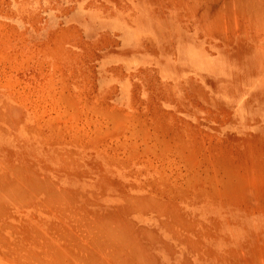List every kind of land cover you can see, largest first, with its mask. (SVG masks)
Masks as SVG:
<instances>
[{
  "label": "rangeland",
  "instance_id": "obj_1",
  "mask_svg": "<svg viewBox=\"0 0 264 264\" xmlns=\"http://www.w3.org/2000/svg\"><path fill=\"white\" fill-rule=\"evenodd\" d=\"M176 2L0 0V264H264V1Z\"/></svg>",
  "mask_w": 264,
  "mask_h": 264
},
{
  "label": "bare ground",
  "instance_id": "obj_2",
  "mask_svg": "<svg viewBox=\"0 0 264 264\" xmlns=\"http://www.w3.org/2000/svg\"><path fill=\"white\" fill-rule=\"evenodd\" d=\"M169 1H170V0H169ZM259 1H261V0H259ZM263 1H264V0H263ZM175 2H176V0H175ZM246 2H247V1H246ZM176 3H177V2H176ZM185 5H186V4H185ZM259 9H260V8H259ZM261 9H262V8H261ZM193 10H194V9H193ZM243 11H244V10H243ZM244 14H245V13H244ZM258 16H259V15H258ZM214 17H215V16H214ZM217 17H218V16H217ZM218 19H219V17H218ZM221 19H222V18H221ZM234 19H235V18H234ZM243 19H244V18H243ZM210 21H212V20H210ZM216 21H217V20H216ZM216 21H215V22H216ZM213 22H214V21H213ZM215 22H214V25L216 24ZM217 22H218V21H217ZM218 24H219V23H218ZM218 24H216V25H218ZM220 24H221V23H220ZM216 25H215V26H216ZM211 26H213V25H211ZM210 34H211V33H210ZM229 34H230V33H229ZM255 36H256V35H255ZM258 37H259V36H258ZM257 39H258V38H257ZM133 99H134V98H133ZM11 109H13V108H11ZM13 110H15V109H13ZM11 113H13V112H11ZM11 113H10V114H11ZM15 114H16V116H14ZM15 114H12V116H13V117H18V116H17L18 113H15ZM154 114H155V113H154ZM144 120H145V119H144ZM0 126H1V125H0ZM166 127H167V126H166ZM164 129H165V128H164ZM135 133H136V132H135ZM181 136H182V135H181ZM155 139H156V138H155ZM180 140H181V139H180ZM187 140H188V139H187ZM150 144H151V143H150ZM158 147H159V146H158ZM153 151H154V150H153ZM58 152H59V151H58ZM132 152H133V151H132ZM132 152H131V153H132ZM133 154H134V153H133ZM175 154H176V153H175ZM125 163H126V162H125ZM5 172H6V171H5ZM19 176H21V175L19 174ZM31 176H32V175H31ZM34 177H35V176H34ZM18 178H19V177H18ZM20 178H21V177H20ZM235 178H237V177H235ZM23 180H24V179H23ZM24 181H25V180H24ZM39 181H40V180H39ZM34 182H36V181H34ZM42 182H43V181H42ZM163 182H164V181H163ZM25 183H26V182H25ZM34 184H35V183H34ZM39 184H44V183H39ZM40 186L43 187V186H45V185H39V187H40ZM16 187H17V186H15L14 188L18 191L19 188H16ZM32 187L36 188V187H38V186L35 187V186L33 185ZM164 187H165V186H164ZM21 189H23V188L21 187ZM39 189H43V188H39ZM11 190H12V189H11ZM44 190H45V189H44ZM3 191H4V190H3ZM20 191H22V190H20ZM20 191H18V192H20ZM22 192H23V191H22ZM60 192H61V191H60ZM51 193H52V192H51ZM61 193H62V192H61ZM3 194H4V193H3ZM63 195H65V193H64ZM124 195H125V194H124ZM129 195H130V193H129ZM139 195H140V194H139ZM128 197H129V196H128ZM4 198H5V197H4ZM6 198H7V197H6ZM8 198H11V197H8ZM158 198H159V197H158ZM127 199H128V198H126L125 202L127 201ZM130 199H131V198H130ZM144 199H145V198H144ZM146 200H147V199H146ZM8 201H10V200L8 199ZM67 201H68V200H67ZM127 202H128V201H127ZM134 203H135V202H134ZM170 205H171V204H170ZM122 206H123V205H122ZM138 206H139V205H138ZM147 206H148V205H147ZM140 209H141V208H140ZM143 210H144V209H143ZM174 215H175V214H174ZM165 218H166V217H165ZM119 219H120V218H119ZM108 222H109V221H108ZM115 222H116V221H115ZM122 222H125V221H122ZM91 223H92V222H91ZM109 223H110V222H109ZM115 226H116V225H114V228H116ZM120 227H121V226H120ZM100 228H101V227H100ZM127 228H128V227H127ZM103 229H104V228H103ZM109 229H110V228H108V225H107V226H106V229H104V230H107V231H108ZM117 229H118V227H117ZM117 229H116V230H117ZM128 229H129V228H128ZM116 230H115L114 233H117ZM118 230H119V229H118ZM131 230H132V229H131ZM101 231H102L103 234L105 233V236L102 237V238L104 239V238L106 237V233H107V232L103 231L102 228H101ZM99 232H100V231H99ZM109 232H110V231H109ZM122 232H123V231H122ZM137 232H138V231H137ZM100 233H101V232H100ZM102 233H101V234H102ZM103 234H102V235H103ZM107 234H108V233H107ZM110 234H113V232L110 233ZM117 234H118V233H117ZM152 234H153V233H152ZM121 235H122V234H121ZM109 236L111 237V236H113V235H109ZM114 236H115V234H114ZM114 236H113L112 238H114ZM119 236H120V235H119ZM107 237H108V235H107ZM115 237L119 238L118 236H115ZM121 237H122V236H121ZM121 237H120V238H121ZM120 238H119V240H120ZM123 238H124V237H123ZM126 238H127V237H126ZM137 238H138V237H137ZM121 239H122V238H121ZM101 240H102V239H101ZM104 240H106V239H104ZM117 240H118V239H117ZM122 240H123V239H122ZM122 240H121V242H122ZM98 241H99V240H98ZM98 241H97L96 244H98V246H100L99 243H98ZM110 241H111V239H110ZM111 242H112V241H111ZM123 242H124V241H123ZM128 242H129V241H128ZM135 242H136V241H135ZM142 242H143V241H142ZM101 243H102V241H101ZM105 243H106V241H105ZM140 243H141V242H140ZM106 244H107V245H108V244L110 245V243H106ZM125 244H126V243H125ZM103 245L105 246L104 241H103ZM147 245H148V244H147ZM107 247H108V246H107ZM111 247H112V246H110L109 248H111ZM117 247H118V246H117ZM122 247H123V246H122ZM127 247H128V246H127ZM146 248H147V247H146ZM101 249H103V248H101ZM101 249H99V250H101ZM104 249H105V248H104ZM128 249H129V248H128ZM143 249H145V248H143ZM109 250H111V249H109ZM87 251H88V250H87ZM129 251H130V250H129ZM116 252H117V248H116ZM130 252H131V251H130ZM113 253H114V252H113ZM128 253H129V252H128ZM114 254H118V253H114ZM138 255H139V254H138ZM140 255H141V253H140ZM140 255H139V256H140ZM147 255H148V254H147ZM118 257H119V256H118ZM122 257H123V256H122ZM132 257H133V256H132ZM140 257H141V256H140ZM148 257H149V256H148ZM198 257H199V256H198ZM114 258H115V257H114ZM119 258H120V257H119ZM123 258H124V257H123ZM145 258H146V257H145ZM127 259H128V258H127ZM119 260H120V259H119ZM121 260H122V258H121ZM121 260L118 261V262H121V263H122L123 260H122V261H121ZM124 260H125V259H124ZM105 261H106V260H105ZM136 261H137V260H136ZM142 261H143V260H142ZM149 261H150V260H149ZM126 262H127V261H126ZM144 262H146V260H145ZM130 263H132V262H130ZM130 263H129V264H130ZM154 263H155V262H154ZM122 264H123V263H122ZM186 264H187V262H186Z\"/></svg>",
  "mask_w": 264,
  "mask_h": 264
}]
</instances>
